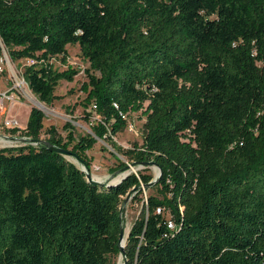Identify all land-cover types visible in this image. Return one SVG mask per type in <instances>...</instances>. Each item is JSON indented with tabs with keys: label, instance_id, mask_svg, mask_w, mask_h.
Instances as JSON below:
<instances>
[{
	"label": "trees",
	"instance_id": "1",
	"mask_svg": "<svg viewBox=\"0 0 264 264\" xmlns=\"http://www.w3.org/2000/svg\"><path fill=\"white\" fill-rule=\"evenodd\" d=\"M68 44L89 63L96 120L45 141L89 168L96 139L113 144L140 112L143 142L121 153L162 172L126 264H264V0H0V52L36 60L23 74L41 103L78 73L52 66ZM43 118L30 108L27 137L41 139ZM151 180L94 183L44 144L0 148V264H113L124 197Z\"/></svg>",
	"mask_w": 264,
	"mask_h": 264
},
{
	"label": "rangeland",
	"instance_id": "2",
	"mask_svg": "<svg viewBox=\"0 0 264 264\" xmlns=\"http://www.w3.org/2000/svg\"><path fill=\"white\" fill-rule=\"evenodd\" d=\"M66 48L67 53L64 62L62 61L61 56L54 58L51 62L53 68L58 71H62L68 66L77 70L78 73L74 76L73 81L68 82L61 80V82H59L54 92L55 95L59 96V99L54 100L50 105L41 103L29 88L27 90V95H20L19 103H16L13 110L8 113V118L15 119L18 122L19 130L14 134H11L8 128L2 127V123L0 122V139L3 138L6 141H9L8 144L0 142V148L19 147L26 144L34 146L38 145L25 141L28 140L29 137H27L24 133V128L29 118L30 108L36 106L37 104L40 105L41 111L44 115L42 121L43 128L40 134V138L42 140L48 138V130L50 127H54L57 137L59 136L63 138V140H66L65 137L68 130L73 131L75 140H77L80 136L92 133L91 125L96 120V117L93 115L89 120L85 119L84 116L90 109L87 108L85 110L83 107V100L86 94L81 89L82 84L87 82L86 70L89 67V63L82 57L78 44H68ZM7 55L9 57L8 52ZM9 59L11 62L17 63L18 66L23 65L24 69L25 66H27V60L29 58L12 60L9 57ZM8 74L9 72L7 69L0 74V92L5 90L8 85ZM144 121L145 119L140 112L130 113L127 117V127L112 138L113 144H110L103 139H96L94 146L86 152L90 161L88 171L92 177L93 175H96L101 178L100 181L110 182L121 175L122 168L126 164L133 162L121 152L134 148V145L138 147L142 144ZM67 123L70 127H66ZM5 136L13 138L16 137L22 140H11L5 138ZM117 147H120L121 151H117ZM70 148L71 146H69L68 150H70ZM66 158L74 162L80 168H84L74 157L68 155ZM121 164L124 166L119 168ZM128 171L135 174L140 172L151 176L152 179L159 174L157 167L154 165L130 166ZM156 194L157 191L156 188H154V184L146 188H144L142 184L140 188L135 189L129 194L125 203L122 204L121 219L125 233L129 231L133 221L143 212V206L146 204L148 196ZM125 199L126 196L124 197V200ZM120 258H122L121 255L113 259V264H117ZM121 260L123 262V258Z\"/></svg>",
	"mask_w": 264,
	"mask_h": 264
},
{
	"label": "built area",
	"instance_id": "3",
	"mask_svg": "<svg viewBox=\"0 0 264 264\" xmlns=\"http://www.w3.org/2000/svg\"><path fill=\"white\" fill-rule=\"evenodd\" d=\"M36 62L34 58L27 60V66ZM8 70L7 87L0 92V122L2 127L18 128V122L15 119L8 118V113L13 110L16 103H19L20 95H27L28 84L24 78L23 65L18 66L17 63L11 62L9 59L6 48L1 46L0 52V74Z\"/></svg>",
	"mask_w": 264,
	"mask_h": 264
},
{
	"label": "water",
	"instance_id": "4",
	"mask_svg": "<svg viewBox=\"0 0 264 264\" xmlns=\"http://www.w3.org/2000/svg\"><path fill=\"white\" fill-rule=\"evenodd\" d=\"M34 107H36L37 109L41 110V107H40L39 104H37ZM5 138L11 139V140H22V139H19V138H16V137L13 138V137H7V136H5ZM25 141H27L29 143L38 144V145L39 144H44L49 151H53V152L60 153V154H62L65 157L69 155V156L74 157L77 160L75 154H73L70 150L65 149V148H62V147H59V146H56V145H53V144H51V143H49V142H47L45 140H42V139L36 140V139H30V138H28V140H25ZM135 165H137V166H152V165H154L158 169L159 174L155 178H153L151 181L143 184V187L144 188L150 187L151 185L155 184V182L161 177V174H162L161 169H160V167L157 165V163L155 161H153V160L143 161V162L133 161L130 164H126L122 168L121 176L118 177V178L116 177L115 179H113L112 181H110V183L119 182L122 179H124L127 175L131 174L132 172H129L128 169H129L130 166H135ZM82 166L84 168H80V170H82L85 173V176H86V178L89 181L94 182V183H103L102 181H98V180L94 179L92 177V175L90 174V172L88 171V168L85 165H82ZM141 185L139 187H133V188H131L130 192H128L127 195H126V199L123 201V204L125 203V201L129 197V194L131 192H133L135 189L140 188ZM121 215H122V212H121ZM128 233H129V231L125 234V229L121 225L120 234H119V247H120V252H121L120 254H121L122 258H123V264H126L125 253H124V244H125V241H126V237L128 236Z\"/></svg>",
	"mask_w": 264,
	"mask_h": 264
},
{
	"label": "bare ground",
	"instance_id": "5",
	"mask_svg": "<svg viewBox=\"0 0 264 264\" xmlns=\"http://www.w3.org/2000/svg\"><path fill=\"white\" fill-rule=\"evenodd\" d=\"M0 142L1 143H3V144H8L9 143V141H6L5 139H3V138H1L0 139ZM155 169V168H154ZM157 171V170H156ZM156 174V173H155ZM121 176V175H120ZM120 176H118V177H120ZM117 177V178H118ZM93 178L94 179H96V180H98V181H100L101 180V178L100 177H98V176H96V175H93ZM112 181V180H111ZM126 234V233H125ZM121 255V254H120ZM122 258H120L119 259V261L117 262V264H123V262H122V260H121Z\"/></svg>",
	"mask_w": 264,
	"mask_h": 264
}]
</instances>
